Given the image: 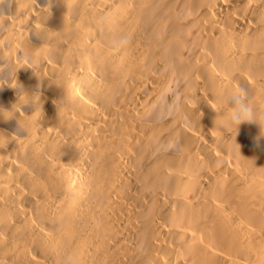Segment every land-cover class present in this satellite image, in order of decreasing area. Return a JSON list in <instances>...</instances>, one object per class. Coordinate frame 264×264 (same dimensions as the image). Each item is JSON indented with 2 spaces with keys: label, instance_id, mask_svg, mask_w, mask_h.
<instances>
[{
  "label": "bare ground",
  "instance_id": "6f19581e",
  "mask_svg": "<svg viewBox=\"0 0 264 264\" xmlns=\"http://www.w3.org/2000/svg\"><path fill=\"white\" fill-rule=\"evenodd\" d=\"M4 80L0 264H264V0H11Z\"/></svg>",
  "mask_w": 264,
  "mask_h": 264
},
{
  "label": "clouds",
  "instance_id": "9594fccd",
  "mask_svg": "<svg viewBox=\"0 0 264 264\" xmlns=\"http://www.w3.org/2000/svg\"><path fill=\"white\" fill-rule=\"evenodd\" d=\"M10 4L11 0H0V16L5 14L6 9ZM22 53L24 59L28 60L32 65H35L38 62L37 58L32 56L28 51L22 50ZM5 83H7L6 80H4L3 83H0V86H3ZM15 89L17 90V100L15 102L16 107L21 111L23 105L31 104L34 109L32 113L37 111L38 104L34 96L35 93L25 91L21 85ZM229 101H231V104ZM218 104L221 108L219 127L223 129L234 127L237 131L238 126L241 123L255 122L260 128V136L264 137V110L254 109L248 103L247 93L244 89L238 88L222 94L218 98ZM6 111L11 113L7 119L16 116V110L13 109L12 106L10 110H5L0 107V118L7 120L4 117V112Z\"/></svg>",
  "mask_w": 264,
  "mask_h": 264
}]
</instances>
